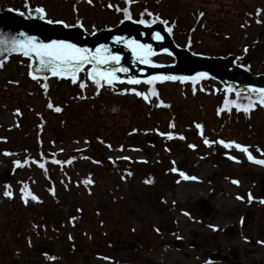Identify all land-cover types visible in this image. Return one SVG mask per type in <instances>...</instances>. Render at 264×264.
<instances>
[{"label":"rangeland","instance_id":"1","mask_svg":"<svg viewBox=\"0 0 264 264\" xmlns=\"http://www.w3.org/2000/svg\"><path fill=\"white\" fill-rule=\"evenodd\" d=\"M4 2L9 0H0V5ZM10 2L14 7V0ZM31 2L43 7L49 19H64L67 25L82 19L81 25L91 33L115 27L123 17L115 11L123 6L121 0ZM128 7L134 22L145 10L153 13L144 15L151 21L168 17V24H162L172 32H166L180 48L194 42V50L190 49L194 55H238L247 59L238 66L264 73V37L251 48L262 30L256 21L264 24V11L257 14V9L264 10V0H132ZM154 53L150 66L174 62L168 51ZM15 57L0 66V173L19 168L6 184L14 197L9 210L0 184V226L6 232L0 233V264H233L231 248L241 264H264V243H258L264 242V204L260 203L264 164L253 162L264 160V107L258 105L246 123L239 118L222 119L221 124L213 105L227 95L214 81L210 92L207 83L188 79L158 81L160 87L156 82L149 86L142 81L135 87L119 82L97 94L85 68L78 76L86 84L83 91L79 83L69 81L70 87L48 80L54 91L51 96L69 105L63 113L46 112V120H39L36 113L45 110V99L39 96L43 91L35 90V81L28 76L29 61ZM149 87L159 100L136 101L126 91L134 88L148 94ZM248 89L257 88L240 87L234 94L254 98ZM160 101L168 107H158ZM196 123L202 125L204 138L235 142L247 148V155L218 143L206 147ZM167 133L173 138L167 139ZM53 158L61 163L52 164ZM25 159L29 162L23 167L13 164ZM39 163L45 164L46 173ZM180 172L196 179L185 180ZM87 179L92 183H83ZM146 179L152 182L146 184ZM25 185L24 196L37 199L23 201L22 206ZM201 198L208 199L213 209L208 218L195 214ZM54 205L74 212L75 219L42 227L37 218L28 221L33 209L43 212ZM228 228L234 232L232 238L223 234ZM38 245H46L52 258L38 253ZM212 253L229 259L210 263Z\"/></svg>","mask_w":264,"mask_h":264},{"label":"snow or ice","instance_id":"2","mask_svg":"<svg viewBox=\"0 0 264 264\" xmlns=\"http://www.w3.org/2000/svg\"><path fill=\"white\" fill-rule=\"evenodd\" d=\"M90 2V0H89ZM125 5H129L132 0H124ZM27 6V5H26ZM109 7H112L109 5ZM117 12H122L124 20H131L132 15L130 13V9L128 6H125L123 9L117 7L115 9ZM264 10L257 9V14H261V12ZM35 12L39 14V18L41 20L45 19V13L43 8H36ZM145 14L147 16L152 17L153 13L148 12L145 10L144 12L140 13V16L143 17ZM201 16L203 13L200 14ZM157 20H160L159 17H155L151 23H155ZM48 23H63L62 21H52L48 20ZM136 23L139 24H147L150 23L149 21H146L145 19L141 18ZM161 23H164L165 25L168 24V21L160 20ZM259 22V21H258ZM77 25H80V21H77ZM69 25L65 24V27H68ZM165 31L171 33L172 28L166 27ZM19 37H12L9 40H3L0 39V45H4V51H10L13 53H18L19 55H22L23 57L28 58L31 61H35V63H30L28 65L29 71L28 76L36 81L38 79V76L43 79L47 80V75H40L42 73H49L52 77L56 78H65L70 79V82L72 84L79 83V88L83 91L86 87V84L84 81H78V73L85 70L86 65H91L89 68H87V79L92 83V85L95 86L96 93L99 94V91L104 86L113 87L116 82H125L122 81L119 76L116 75L117 72L126 73L128 70L126 68L119 66L120 57L118 55H114L108 51V48L105 45H100L97 47L94 51H90L85 48L77 47L75 44L69 43L67 41L63 40H52L49 43H43V42H37L34 37L26 36L24 33H20ZM154 40H160L163 37L159 33H153ZM114 42H122L125 47L129 48L132 52L133 56L143 64H152V61L149 59V57L155 55L153 50L149 45L139 43L138 41L134 39H127L125 40L122 37H114ZM167 51V50H165ZM244 51L246 52L247 49L245 48ZM168 55H171V53H168ZM34 72L36 74H34ZM206 73H197L194 77H178V76H170V75H160V76H151L147 79L143 80V83L145 85H152L156 81H181L191 79L195 81L197 78L205 77ZM129 85H139L141 81L137 79L136 77H129L126 81ZM39 87L45 91L48 89L47 83H40ZM231 89H226L227 91H230ZM127 93L134 94L138 98H142L145 102H149L150 96L156 97L157 100H159L158 94L155 91V89L149 87L148 94H145L141 91H137L134 88H128ZM250 94H254V98H252V95H250L248 99V103L246 104H240L235 100H228L227 96H225V105H230L231 107H234L237 112L243 110L245 114H247L251 109L255 108L257 105L260 107H264V88L262 89H248L247 90ZM121 95L125 94V91H121ZM239 92H237V96H239ZM83 99L84 97H80ZM158 107H168V105L164 104L162 101H160L157 104ZM47 107L49 109H52L53 111L59 113L61 111L60 107H54L51 102L47 104ZM223 110H228L226 107ZM222 109L217 108L216 114L219 116L221 114ZM17 115L20 113L17 110ZM174 124L169 123V128H173ZM195 128L200 131L202 142L207 147L210 146L212 143H218L222 145L224 148H230L235 147L236 149L244 152L246 155L248 153V150L246 147L241 146L240 144H237L235 142H225L224 140H218V141H210L207 138L203 137V127L201 124L196 123ZM135 131V130H133ZM167 139H172L173 134L167 133L166 134ZM178 138L181 140H184L185 137L183 135H178ZM107 147H111L108 145ZM187 147L189 149H194L195 145L188 144ZM168 150L167 148L165 149ZM4 155H9V153L5 152ZM229 159H234L233 157L229 156ZM73 158H69V160L66 163H71V160ZM122 159H129L128 157H122ZM248 159L251 161L253 158L251 155H248ZM29 161L28 159H25L23 163L20 161H13V164L16 166L23 167L25 164H27ZM257 164H264V160H255L253 161ZM35 163V161H33ZM52 164H60L61 161L53 158L51 161ZM93 163H99V161H93ZM38 167L45 171V164L39 163ZM173 172H176L177 169L173 167L171 169ZM131 172H127V176H131ZM179 175L185 179V180H195V177H189L185 175L183 172H180ZM125 177L122 176L121 179H124ZM152 181L150 179H146L144 183L148 184ZM85 184H91L92 181L90 179H87L83 181ZM233 184H237L238 181L233 180L231 181ZM27 192V185L24 186V188L21 189V199L25 200L24 193ZM3 195L5 197L11 198L12 193L8 190V187L5 186V190L3 192ZM32 200H36L37 197L35 195L31 196ZM237 200L242 199L240 196L236 197ZM249 202L252 201V197L248 196ZM26 202V200H25ZM260 203L264 204V200H261ZM187 215V213H185ZM209 227L215 228L212 225H209ZM158 231V229H157ZM258 243H264L258 241Z\"/></svg>","mask_w":264,"mask_h":264},{"label":"water","instance_id":"3","mask_svg":"<svg viewBox=\"0 0 264 264\" xmlns=\"http://www.w3.org/2000/svg\"><path fill=\"white\" fill-rule=\"evenodd\" d=\"M154 31H158L162 34L164 41L159 44L163 49L171 51L176 58V64L168 66L166 68H150L139 63L132 62L135 58L129 48L125 47L122 42H114V37H122L125 40L132 39L151 42ZM141 32L146 35L145 40L140 38ZM20 33H24L26 36H31L36 39L37 42L49 43L52 40H63L69 43L75 44L77 47L85 48L90 51H94L100 45H105L108 51L114 55H121L119 64L123 68L131 71L130 75L134 76L137 69L144 70L146 76L137 75L136 77H151L156 75H170V76H191L199 71L208 72L212 77L217 78L222 83H225V79L229 81L238 82V86H256L264 88L263 76H252L246 71L235 67L232 63L234 61L233 56H229L226 59H208V58H196L186 50H179L174 47L169 36L164 33L161 24H154L152 27H143L142 24L133 23L130 20L124 21L121 25L111 30H104L102 32L89 35L85 33L81 26H75L67 28L63 23H48L47 20H41L39 14L35 12V9H30L27 15L22 12L14 11L12 9H6L0 11V39L9 40L12 37H19ZM156 47V45H154ZM158 50V49H156ZM14 54L10 51H4V45H0V62L4 60L8 55ZM35 63V61H31ZM158 73V74H155ZM34 74H36L34 72ZM40 75H47L52 77L49 73H42ZM122 79L128 78L123 73H116ZM39 77V76H38ZM63 78V77H61ZM9 175L4 173L0 175V182H8ZM264 184V181H263ZM264 196V188L262 190ZM199 208L203 211H198L200 216H208L210 214V208L206 202L200 200L198 202ZM62 210L57 209L49 213V218L52 221H57L61 218ZM42 253H48L47 248L39 247ZM223 258H215L220 260ZM211 260H214L211 258Z\"/></svg>","mask_w":264,"mask_h":264},{"label":"trees","instance_id":"4","mask_svg":"<svg viewBox=\"0 0 264 264\" xmlns=\"http://www.w3.org/2000/svg\"><path fill=\"white\" fill-rule=\"evenodd\" d=\"M11 0H9V2L8 3H6V2H4L3 3V7L5 8V7H9L10 5H12L11 4V2H10ZM29 1H31V0H14V2H13V4H14V8H16V9H18V10H25L26 8H28V7H30V2ZM121 2H124V0H121ZM119 4V3H118ZM27 5V6H26ZM125 6H128V5H125V2H124V4H123V6H119L118 5V7H120V8H124ZM122 13V12H121ZM141 18H143V19H145L146 21H151V19L149 18V17H140L139 19H141ZM54 19V18H53ZM53 19H50V20H53ZM121 19H124L123 17H121ZM139 19H137V20H139ZM55 21L56 20H63V21H65L64 19H58V18H56V19H54ZM136 20V21H137ZM77 21H82V19H80V18H75V22H72V23H70L71 25H74V24H77ZM164 21H168V17H165V20ZM178 25V24H177ZM196 25H198V26H200L201 28H203L204 26H203V24L202 23H199L198 21H197V23H196ZM180 35H182V34H180ZM183 36V35H182ZM190 37L191 38H193L191 35H190ZM193 44H194V42H192L191 44H188L186 47L187 48H189V49H191V50H194V48H193ZM40 82L39 83H43V80H39ZM158 87H160L159 85H157ZM35 90H41V91H43V93H41V94H39V96L40 97H43L44 99H45V105H43V107L45 108V110H43V111H41L40 113H39V115L40 116H43L44 118L46 117L44 114L47 112L48 114H50L51 113V111H52V109L50 110L48 107H47V104L49 103V102H51L52 104H53V106L54 107H60L61 108V110L62 111H65V105L67 104V105H69L68 104V102H65V100H59L58 98H56L55 96V98L58 100V101H60L61 103H57L56 101H55V99H54V97H52L51 96V94L52 93H54V91L52 92V88L50 89L49 87H48V89H47V91H45V90H43V89H41L39 86L38 87H36L35 88ZM229 97V95H227V98ZM151 99V101H157V98L156 97H153V98H150ZM141 101V99L140 98H138V99H136V101ZM164 100V99H163ZM149 105H152V104H149ZM170 106H169V110H170V108H171V105L172 104H169ZM44 111H46V112H44ZM37 155H38V153H37ZM36 155V156H37ZM18 170H19V168H18ZM54 192V191H53Z\"/></svg>","mask_w":264,"mask_h":264},{"label":"flooded vegetation","instance_id":"5","mask_svg":"<svg viewBox=\"0 0 264 264\" xmlns=\"http://www.w3.org/2000/svg\"><path fill=\"white\" fill-rule=\"evenodd\" d=\"M47 210H48V208L43 210V212H41V211H38L36 209H33V212L32 213L30 212V216H28V221H31L32 219L37 218L36 220H39V226L40 227L43 226V223L50 225V226L53 225L54 223L52 224V222H50L47 218V215H46ZM65 220H66V218L63 221H61V223L65 222Z\"/></svg>","mask_w":264,"mask_h":264},{"label":"bare ground","instance_id":"6","mask_svg":"<svg viewBox=\"0 0 264 264\" xmlns=\"http://www.w3.org/2000/svg\"><path fill=\"white\" fill-rule=\"evenodd\" d=\"M245 215H248V214H245Z\"/></svg>","mask_w":264,"mask_h":264},{"label":"clouds","instance_id":"7","mask_svg":"<svg viewBox=\"0 0 264 264\" xmlns=\"http://www.w3.org/2000/svg\"><path fill=\"white\" fill-rule=\"evenodd\" d=\"M47 259V257H45Z\"/></svg>","mask_w":264,"mask_h":264}]
</instances>
